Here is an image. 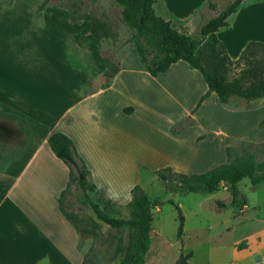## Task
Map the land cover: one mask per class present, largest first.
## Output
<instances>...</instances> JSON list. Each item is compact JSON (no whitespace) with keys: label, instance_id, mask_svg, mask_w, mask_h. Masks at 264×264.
Here are the masks:
<instances>
[{"label":"crops","instance_id":"1","mask_svg":"<svg viewBox=\"0 0 264 264\" xmlns=\"http://www.w3.org/2000/svg\"><path fill=\"white\" fill-rule=\"evenodd\" d=\"M159 1L166 14L178 21L191 18L197 11L203 10L206 3V0H185L189 2L182 12L172 9L173 0ZM190 1L195 2L191 4ZM155 6L156 3V13ZM241 6L228 18L229 31L238 26L239 19L247 11ZM177 13H182L180 19L173 15ZM160 17L169 20L164 16ZM80 20L82 19L76 21ZM245 23L244 19L239 27ZM232 39L238 44V57L248 42L264 43V35L260 38L257 35L245 36L242 31H238ZM223 44L228 54L227 44ZM96 55L99 65L95 66L94 73H90L87 59L85 77L69 68L72 76L81 78L75 87L59 90L57 77L50 74L38 82H33L29 77L26 79L21 74L14 76L21 79H12L17 82H10L9 58L0 54V114L8 113L22 118L29 129L27 145L0 168V264L83 262V253L79 249V232L62 216L57 207L60 193L69 183V172L66 165L48 147L47 139L51 133L60 132L71 140L75 152L87 166L89 182L95 185L97 192L106 200L119 206L128 205L131 200L130 190L135 185L128 181V176L137 174L141 169H148L145 161L153 162L168 156L164 151L155 152L148 144H144L140 151L136 148L138 141L136 134H133L136 121L145 120L148 123V115L146 112H137L133 103L138 102L136 97L129 100L122 98L121 89L116 87L121 76L120 70L108 82L105 81V68L100 62L99 53ZM185 76L189 77V84L195 81L196 86L186 102L188 107L185 109L184 103L180 108L183 113L191 112L207 88L201 75L183 61L171 64L164 73L156 77L149 76L157 84V88L152 90L151 102L158 104L165 99L163 83L169 85L179 96L183 95L188 90ZM65 81V77L60 79V83ZM208 98L210 103L202 102L193 112L192 118H205L217 126L223 125L225 141L217 143L218 136H211L205 148H196L194 152L185 153V158H177L174 163H169L166 167L176 173L200 174L209 170L212 160L218 157V148L213 152V144L216 147L220 144V149L223 150L230 139L264 142V125L258 127L264 115V105L249 111L229 110L217 107L215 94H209ZM6 122L0 120L2 129L10 128ZM148 124L151 128L154 127L153 123ZM217 133L221 132L215 134ZM181 139H170L168 136L165 140L168 145L181 143ZM203 141L205 140H198L196 143L202 145ZM259 186L264 184L257 185V188ZM220 187L228 191L227 186ZM239 193L245 204L237 214L232 207V217L219 222L217 225L220 230L216 233L218 240L228 233L235 236L229 242L212 244L207 249L206 264H264V241L257 236L259 231L264 230V202L258 204L254 201L250 204L247 197L240 191ZM229 202L230 198V206ZM221 208L226 207L221 204ZM157 209L158 207L153 212ZM152 231L151 224L150 233ZM188 252L192 254L188 264H193L195 254L193 251Z\"/></svg>","mask_w":264,"mask_h":264},{"label":"rangeland","instance_id":"2","mask_svg":"<svg viewBox=\"0 0 264 264\" xmlns=\"http://www.w3.org/2000/svg\"><path fill=\"white\" fill-rule=\"evenodd\" d=\"M207 1L215 3L217 9L222 8L226 3V0L205 2ZM188 2L173 0L172 9L183 12ZM190 2L192 4L195 1ZM155 7L157 15L169 18L171 25L177 31L191 36L196 35L200 25L214 15V12L204 5V9L197 11L191 18L178 21L166 14L159 0H156ZM241 7L247 11L239 19L238 26L230 31L228 27L221 29L216 34L221 42L227 44L228 56L232 61L238 57L236 53L238 44L232 39L238 31H242L245 36L257 35L260 38L264 35V0H246ZM120 11L121 8L113 0H0V54L3 53L4 58L6 56L9 58L10 82H17L12 79H21L15 78L16 75L24 74L26 79L29 77L33 82H38L50 74L57 77L59 90L75 87L81 78L72 76L69 68L85 77L87 59L90 73H94L95 66L99 65L97 53L106 74L120 70L121 76L116 87L121 89L122 98L129 100L133 96L136 97L138 102H132L135 103L137 112H146L148 115L146 122L154 125L151 128L144 119V121H136L135 133L133 131L138 141L136 148L140 151L144 144H148L155 152L164 151V154L165 152L168 154L153 162L145 161L149 166L148 169H141L137 174L128 176V181L132 185H138L150 200L164 202L157 211L153 212V231L149 236L150 246L144 264H174L180 252L188 251H193L195 254L192 259L193 264H206L207 249L212 244L229 242L235 236L228 233L218 240L216 235L220 230L217 224L232 217L233 208L228 205L229 191L220 187L213 193L197 191L183 194L177 192L181 187L178 186L177 180H174L176 178L163 183L157 179L154 171L168 166L171 162L174 163L177 158H185L187 152H194L200 147L205 148L211 136H218L217 143H221V140L224 142L225 127L210 123L209 119V121L205 118L194 119L191 112L183 113L180 106L185 103V109L188 107L186 102L196 86L195 81L189 84L188 76H185L188 90L183 95L179 96L169 85L163 83L165 99L158 104L151 102V93L157 88V84L152 82L143 64L132 53L129 39L133 30L122 22ZM181 14L173 15L180 19ZM84 17L85 20H72ZM244 19L246 23L239 27ZM96 23H103L104 27L98 28ZM71 25L73 26L70 27ZM91 28L101 39L98 41L99 45L90 34ZM242 68H244L242 65L232 66L228 70L227 78L237 76ZM62 77L66 79L64 83H60ZM108 79L105 77L106 82ZM204 102L210 103V99L207 98ZM216 104L217 107H225L229 110H245L247 107H252L250 110H253L259 105H264V98L249 103L233 99L226 105L218 102ZM6 124L10 128L0 127V143L11 146L17 141L19 131L14 123L6 122ZM170 127H173L176 133L183 131L185 133L183 136H171ZM258 127L262 126L258 123ZM229 130L232 128L229 127ZM216 132L221 133L215 134ZM165 134L170 139L182 138L183 142L167 145L165 139L168 136ZM198 137L202 138L200 140H205L202 145L196 143ZM227 146L230 147L228 156L225 151ZM227 146L222 150L220 144H217V147L213 144V152L218 148V157L212 160V166L248 157L257 163L264 162V142L230 139ZM165 186L168 191L165 190ZM238 188L250 204L254 201L258 204L264 202V186L252 188L248 180L244 179L238 184ZM78 193L76 182L71 181L61 195L59 203L79 230V249L83 253L84 264H117L120 254L116 248L124 244L125 233L109 229L95 218L88 207L78 204L75 200ZM90 195L102 212L113 217L128 218L127 205L119 206L106 200L99 192ZM166 200L178 204L184 217L181 243L176 239V211L172 205L165 202ZM218 203L226 208H221ZM238 210L239 208H235V214ZM259 232L257 236L264 241V230Z\"/></svg>","mask_w":264,"mask_h":264},{"label":"trees","instance_id":"3","mask_svg":"<svg viewBox=\"0 0 264 264\" xmlns=\"http://www.w3.org/2000/svg\"><path fill=\"white\" fill-rule=\"evenodd\" d=\"M113 1L121 8L122 22L133 30L129 39L131 51L143 64L150 77L164 73L171 64L178 61L185 62L190 69L196 70L201 75L207 91L199 97L191 115L211 93L215 94L217 102L221 105H226L233 99L249 103L264 98V43L248 42L239 57L232 61L224 44L216 36L219 30L228 27V18L246 0H226L220 9H217L215 3L207 1L205 7L214 12V15L200 25L198 33L194 36L177 31L169 20L158 16L153 8L156 0ZM81 19L85 20V17ZM96 24L98 28L104 27L103 23ZM91 35L96 41L101 40L93 28H91ZM100 62L103 65L101 58ZM235 65H242L244 68L238 72L237 76L228 79V70ZM115 73L116 71L106 74L105 70V77L111 78ZM250 109L252 107L245 108V110ZM0 120L14 123L19 131L17 141L11 146L0 144V168H2L5 162L18 155L27 145L29 129L22 118L12 114L2 113ZM263 125L264 115L259 122V126ZM169 132L171 136H183L185 133V131L176 133L173 127H170ZM200 139L202 138L198 137V140ZM47 144L52 154L68 168L69 183L76 182L79 191L75 198L76 202L88 207L95 218L109 229L125 233L124 244L116 248L120 254L117 264H144L150 246L149 233L153 222V210L164 202L150 200L147 194L135 185L130 190L131 200L127 205L128 218L113 217L102 212L90 195L97 190L88 180L87 166L75 152L71 140L60 132H53L48 137ZM229 150L230 147L227 146L225 148L227 156ZM154 174L163 183L176 178L174 180H177L178 186L181 187L177 192L183 194L197 191L213 193L218 191L221 185H225L230 194V206L241 208L245 203L237 189V184L242 179H248L252 188L264 184V162L257 163L250 157L237 158L228 163L212 166L200 174L176 173L170 167L155 170ZM66 188L61 191L59 199ZM165 190H167L166 186ZM59 199L57 207L60 213L79 232L70 216L62 210ZM165 202L172 205L176 211V239L181 243L184 217L178 204L172 200ZM191 256V252H180L174 264H188ZM84 262L83 259L82 264Z\"/></svg>","mask_w":264,"mask_h":264}]
</instances>
